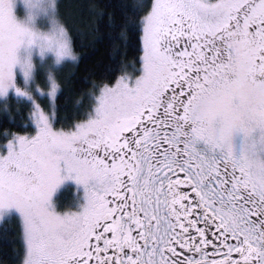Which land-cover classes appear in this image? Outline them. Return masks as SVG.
<instances>
[{
  "label": "snow or ice",
  "instance_id": "snow-or-ice-1",
  "mask_svg": "<svg viewBox=\"0 0 264 264\" xmlns=\"http://www.w3.org/2000/svg\"><path fill=\"white\" fill-rule=\"evenodd\" d=\"M62 7L0 0V105L31 126L0 143V227L18 221L20 264H264V0H139L131 70L118 61L71 121Z\"/></svg>",
  "mask_w": 264,
  "mask_h": 264
},
{
  "label": "trees",
  "instance_id": "trees-1",
  "mask_svg": "<svg viewBox=\"0 0 264 264\" xmlns=\"http://www.w3.org/2000/svg\"><path fill=\"white\" fill-rule=\"evenodd\" d=\"M139 0H62V12L71 24L78 60L68 64L61 74L62 91L58 95L59 118L71 121L88 106L87 93L93 83L109 75L123 61L131 70L139 54L138 36L129 30L128 21L138 17ZM101 6L103 16L97 18L86 5ZM121 33H125L126 41ZM27 108L14 101L5 111L0 105V143L5 132H30ZM18 221L0 227V264H20Z\"/></svg>",
  "mask_w": 264,
  "mask_h": 264
},
{
  "label": "flooded vegetation",
  "instance_id": "flooded-vegetation-1",
  "mask_svg": "<svg viewBox=\"0 0 264 264\" xmlns=\"http://www.w3.org/2000/svg\"><path fill=\"white\" fill-rule=\"evenodd\" d=\"M73 189V191H69V189ZM80 193L77 191L76 186L74 185H67L65 186L62 191H60L57 194V198L60 200V203L63 204H67L69 206L66 207H71L72 205H74L77 202V199L79 197Z\"/></svg>",
  "mask_w": 264,
  "mask_h": 264
},
{
  "label": "rangeland",
  "instance_id": "rangeland-1",
  "mask_svg": "<svg viewBox=\"0 0 264 264\" xmlns=\"http://www.w3.org/2000/svg\"><path fill=\"white\" fill-rule=\"evenodd\" d=\"M60 3H62V0H60ZM17 13H18V15H20L21 17H23V15H24V10H23V5L22 4H18V6H17ZM76 56H77V54H76ZM77 60H78V57H77ZM69 63H67L66 65H64L61 69H63L64 67H66L67 65H68ZM70 64H73V63H70ZM60 69V71H59V73H58V76H59V80L61 81V74H63V70H61ZM12 105V104H11ZM11 105L9 106V107H11ZM7 111H9V108H8V110ZM240 144H241V139L239 138V137H237V139H236V145H237V148H239L240 147ZM67 185H74L73 183H71V182H69V183H67V184H65L60 190H59V192L60 191H62V189L65 187V186H67ZM75 186V185H74ZM69 191H73V189H69ZM58 192V193H59ZM57 193V194H58ZM58 199V198H57ZM61 200V199H60ZM60 200L58 199V202L60 203ZM61 204V203H60ZM68 204V203H67ZM67 204H63V206H69V205H67ZM62 205V204H61Z\"/></svg>",
  "mask_w": 264,
  "mask_h": 264
}]
</instances>
